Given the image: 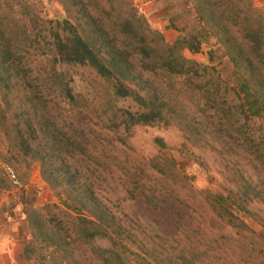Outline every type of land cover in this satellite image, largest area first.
Wrapping results in <instances>:
<instances>
[{"label": "trees", "instance_id": "1", "mask_svg": "<svg viewBox=\"0 0 264 264\" xmlns=\"http://www.w3.org/2000/svg\"><path fill=\"white\" fill-rule=\"evenodd\" d=\"M59 1L67 18L45 21L34 2L0 0V121L13 127L22 154L37 156L63 206L27 209L30 238L21 256L34 264H198L200 254L171 243L166 253L149 252L85 174L86 122L128 131L170 118L179 120L187 141L222 156L230 187L209 192L207 201L235 234L258 239L264 254V218L251 208L264 204V10L253 0H179L181 9L168 20L182 35L168 43L132 0ZM205 44L210 62L226 58L229 76L183 55ZM75 67L107 81L110 95L94 85L78 90L69 71ZM172 91L182 95L178 106L165 98ZM117 99L139 109L117 107ZM97 102L105 108L91 110L92 121L88 108ZM144 196L150 203L152 196ZM132 245L145 251L135 253Z\"/></svg>", "mask_w": 264, "mask_h": 264}, {"label": "rangeland", "instance_id": "2", "mask_svg": "<svg viewBox=\"0 0 264 264\" xmlns=\"http://www.w3.org/2000/svg\"><path fill=\"white\" fill-rule=\"evenodd\" d=\"M21 1L34 2L39 16L45 21L67 18L59 0ZM253 1L264 10V0ZM132 2L144 15L149 27L160 31L165 41L170 43L165 37L166 29L170 27H163L167 24L169 13L164 15V12L169 5H174L171 7L174 13L179 11L182 7L179 0H147L149 11L145 14L136 5V0ZM180 35L179 31L175 40ZM211 44H205L197 53L184 49L183 55L200 64H216L223 77L229 76L230 65L225 57L217 55L209 61L207 51ZM69 71L75 77L78 90H88L94 85L93 88L101 95H110V84L100 78L94 79L88 69L75 67ZM2 92L1 89L0 94ZM181 97L174 96L173 91L165 95L177 106ZM104 105L97 102L94 107L88 106L92 121L96 120L91 110L99 113ZM115 105L131 111L139 109L130 99H117ZM177 121L170 118L168 123L159 120L137 124L128 131H124L122 126L112 131L100 122H86L90 125L85 126V133L90 138L84 156L85 164L89 165L85 174L97 185L101 201L115 212L118 220L125 222L134 238L146 242L149 252L166 253L172 250L171 243L177 251L200 254L198 264H253L258 257L264 260V254L258 253L259 240L235 234L234 229L215 216L207 201L209 192L224 193L230 187L222 156L206 146L187 141ZM5 126L1 120L0 179L4 183H0V201L3 203L0 219L7 221L5 233L16 235L17 250L22 252L30 238L27 209L47 204L63 207L62 198L58 188L43 179L37 156L22 154L17 147L13 127L9 129ZM127 188L131 197L126 193ZM144 194L152 196L150 203ZM153 205L158 208H153ZM251 208L264 218L263 203H256ZM71 215L77 216L75 211ZM175 221L185 224L176 227L172 224ZM14 222L15 225H11ZM255 226L260 229L259 225ZM168 236H172L173 240ZM96 243L106 245L107 242L100 240ZM249 247H254V250ZM131 249L140 254L141 250L145 251L134 245ZM26 261L27 264H34L31 260Z\"/></svg>", "mask_w": 264, "mask_h": 264}, {"label": "crops", "instance_id": "3", "mask_svg": "<svg viewBox=\"0 0 264 264\" xmlns=\"http://www.w3.org/2000/svg\"><path fill=\"white\" fill-rule=\"evenodd\" d=\"M146 1L147 0H136L137 2L136 5L140 7V9L144 12V14L149 11V5H147ZM172 6L174 5H169V7L167 6L165 8L164 15H167V13H169L168 19L174 14V10H171ZM163 27L164 29L165 27H170L166 29L165 37L167 40H169L170 43H172L175 40V38L178 36L179 30L171 27L169 25V20H167V24L163 25ZM2 210H3V203L2 201H0V212ZM6 222L7 221L0 219V264H27L26 259L21 258V252H20L21 250L20 251L17 250L16 235L5 233L7 231L6 229L4 230ZM11 225L14 226L15 222Z\"/></svg>", "mask_w": 264, "mask_h": 264}, {"label": "built area", "instance_id": "4", "mask_svg": "<svg viewBox=\"0 0 264 264\" xmlns=\"http://www.w3.org/2000/svg\"><path fill=\"white\" fill-rule=\"evenodd\" d=\"M7 172L10 173V169H7Z\"/></svg>", "mask_w": 264, "mask_h": 264}]
</instances>
